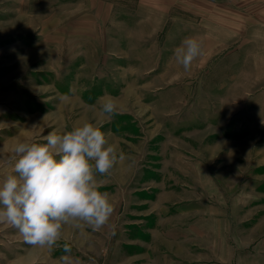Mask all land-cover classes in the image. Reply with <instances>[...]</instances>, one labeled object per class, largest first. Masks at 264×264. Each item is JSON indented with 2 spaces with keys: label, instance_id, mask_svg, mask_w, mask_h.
<instances>
[{
  "label": "rangeland",
  "instance_id": "obj_1",
  "mask_svg": "<svg viewBox=\"0 0 264 264\" xmlns=\"http://www.w3.org/2000/svg\"><path fill=\"white\" fill-rule=\"evenodd\" d=\"M196 1L240 4L245 47L229 36L185 73L181 42L220 37ZM254 36L264 46V0H0V184L16 144L86 122L125 157L97 174L115 205L104 227L65 225L48 249L0 224V264H264V94L237 88L264 63Z\"/></svg>",
  "mask_w": 264,
  "mask_h": 264
},
{
  "label": "clouds",
  "instance_id": "obj_2",
  "mask_svg": "<svg viewBox=\"0 0 264 264\" xmlns=\"http://www.w3.org/2000/svg\"><path fill=\"white\" fill-rule=\"evenodd\" d=\"M204 54L202 40L186 37L174 51V60L189 73ZM26 59V58H25ZM101 115L118 114L116 98H104ZM102 122H86L66 133L49 132L45 143L20 142L13 151L14 174L0 184V224L18 230L24 241L51 249L62 239L65 225L87 224L100 230L110 220L115 205L100 191L97 174L106 175L125 159L110 142ZM63 251L70 254L68 244ZM63 264H74L70 255Z\"/></svg>",
  "mask_w": 264,
  "mask_h": 264
},
{
  "label": "crops",
  "instance_id": "obj_3",
  "mask_svg": "<svg viewBox=\"0 0 264 264\" xmlns=\"http://www.w3.org/2000/svg\"><path fill=\"white\" fill-rule=\"evenodd\" d=\"M176 0H174L175 3ZM240 4H238V11L234 10V9H229V7L227 8L225 5L221 4L219 6L212 4V2L210 1H204L202 3L196 1V3L194 5H192L191 9L188 8V10L190 12H195V14L203 17V18H208L210 19V23L213 25V28L215 31L214 33L219 34V41L214 34H209L207 33V36H205L204 38V42L203 43V49L208 52V53H216L220 52L223 50V47H225L226 45L229 44L227 37H233V36H237L238 38L242 37L243 41L241 43H239L238 40V47L240 46H244L245 47V37H246V31H245V25H246V14H245V10H240L241 6H239ZM180 8L182 9V5H179ZM190 6V5H189ZM243 7L245 5H242ZM226 7V8H225ZM183 8H186L183 6ZM258 8H263L262 4H260V7L258 6ZM260 13H262V11H260ZM261 20V19H260ZM231 28V33L229 32L228 35H226L224 32L225 30ZM212 29H210L212 31ZM229 31V30H228ZM212 33V32H211ZM232 34V35H231ZM262 35H260L261 37ZM255 37V45L259 46L261 48V50L263 49V42L261 38H257V36ZM256 48V47H255ZM255 66L252 68L254 71L253 75H249L246 76V79H250V82L248 81V84H244L245 82H243V85L241 87L237 86L238 89L242 88L244 91V95H246L247 93H253L255 94V96L260 97L263 96L264 94V88L261 89V85L263 82V75L262 74L264 71V63L262 62V58L258 61L255 62ZM245 77V76H244ZM243 77V78H244ZM245 78L243 79L244 81L247 82ZM250 85L253 86H259L258 90H254V88L252 89ZM249 87V89L247 90L246 87ZM261 89V90H260ZM187 226V227H185ZM194 226V227H193ZM197 227V225H191V224H183L182 229H189L190 231L192 229H195ZM192 233V232H190ZM190 235V234H189ZM155 261V260H154ZM153 261V259L151 258V262L156 264ZM191 262V261H189ZM158 264H161L159 261L157 262ZM179 263V262H178ZM181 263V262H180ZM223 263V262H222ZM226 263V262H225ZM183 264V262H182ZM230 264H233L230 262Z\"/></svg>",
  "mask_w": 264,
  "mask_h": 264
},
{
  "label": "bare ground",
  "instance_id": "obj_4",
  "mask_svg": "<svg viewBox=\"0 0 264 264\" xmlns=\"http://www.w3.org/2000/svg\"><path fill=\"white\" fill-rule=\"evenodd\" d=\"M11 154H12V153H11ZM43 250H44V249H43ZM45 254H46V253H45ZM37 255H38V254H37V251H35V252L33 253L32 256H33L34 258H37ZM24 261H25V260H24ZM25 263H26V262H25ZM30 263H31V262H30Z\"/></svg>",
  "mask_w": 264,
  "mask_h": 264
}]
</instances>
